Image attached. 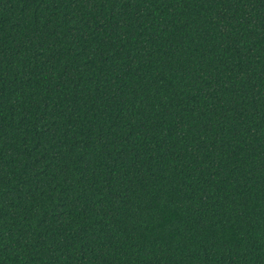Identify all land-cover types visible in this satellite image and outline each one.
<instances>
[{
  "label": "trees",
  "instance_id": "obj_1",
  "mask_svg": "<svg viewBox=\"0 0 264 264\" xmlns=\"http://www.w3.org/2000/svg\"><path fill=\"white\" fill-rule=\"evenodd\" d=\"M0 264H264V0H0Z\"/></svg>",
  "mask_w": 264,
  "mask_h": 264
}]
</instances>
